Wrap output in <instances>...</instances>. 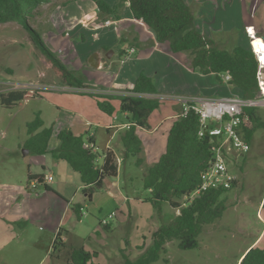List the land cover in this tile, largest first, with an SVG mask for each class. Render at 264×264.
<instances>
[{
    "label": "rangeland",
    "instance_id": "obj_1",
    "mask_svg": "<svg viewBox=\"0 0 264 264\" xmlns=\"http://www.w3.org/2000/svg\"><path fill=\"white\" fill-rule=\"evenodd\" d=\"M104 1L113 5L117 0ZM186 1L194 13L196 27L212 38L219 48L230 50L237 43H247L249 39L245 32L246 26H254L256 34L264 35V0ZM61 3V0H51L36 8L28 17V23L40 37L43 35L45 44L58 52H62L66 44L56 42L55 37L51 36L54 35L50 33L54 28L48 19L54 11L60 14L58 18H61L62 10L58 7ZM96 12L97 10L94 11ZM129 13L128 7H122L123 16ZM108 18L111 19L109 25L100 19H86L66 31L71 51H77L84 63L102 42L108 47L117 44L116 49H113L116 54L112 57L109 67L105 65L97 69L88 62L82 69L74 72L96 88L99 86L91 80L102 81L103 84L105 78L109 77L103 73L113 72L121 67L118 51L123 41L118 43V24L112 17ZM85 70L88 71L85 73ZM21 84L37 85L30 89L37 95L25 98L10 107H4L0 103V202L2 193L9 189L14 192V187L16 190L20 187L32 197L29 198L31 207L42 210L48 207L50 210L37 221L20 219L17 224L12 225L16 240L3 250L7 264H43L49 260V254H54L56 249L52 237L53 231L56 230L53 228V231H50L47 220L52 226L61 225L64 230L62 237H67V244L74 247L84 245L90 251H97L99 255L95 261L98 264H122L121 250L129 259H136L151 244V232L156 230L161 222L178 214L179 210L163 202L161 212L158 213L146 200L150 197V192L143 187L142 177L149 162L145 160L146 157H142L143 162L138 164L135 156L122 160L123 149L119 135L109 139L105 130L96 126L97 112L95 113L90 103L67 91L60 94L63 92L39 89L62 83L54 76L47 58L32 43L25 28L15 22L0 23V93L16 90L15 85ZM40 92L42 93L39 94ZM165 104L162 103L163 106ZM163 106L156 113L164 114ZM252 108L257 120L263 122L264 105ZM75 112L91 122L90 131H97V152L101 154L103 144L109 140L107 142L114 148L118 163L117 176L105 178L102 188L93 192L90 202L86 201L82 193L79 174L66 162L60 161L57 167L47 165V169L43 170L40 164L46 162L40 155L30 152L24 154L29 138L27 124L33 121L36 115L42 119L43 127H63L73 122L76 118ZM116 115L125 120L119 110ZM76 122L80 124L79 119ZM164 122V128L158 133L159 139L164 134L165 138L167 136L170 121L166 119ZM50 143L53 147L57 143L56 138ZM249 146V150L244 154L229 155V170L239 179L240 185L222 193L221 198L226 205L223 216L203 226L197 237L198 247L180 249L177 240H171L164 245L165 250L160 252L158 260L151 264H238L242 251L264 227V223L258 219L256 209L264 191V126L255 129ZM48 157L47 159H50ZM29 172H42L38 175L51 174L53 182H41L32 187L28 181ZM59 181L61 182L58 184ZM45 185L55 188L60 194L58 195L57 191L46 193ZM31 189L33 191H29ZM10 195H15L14 200L16 199L17 203L24 199L22 192ZM66 201L73 203L69 205ZM83 201L84 214L77 218L70 207ZM178 202L183 204L186 199ZM67 208H70L68 212ZM69 213L71 218L68 221ZM104 224L108 227L105 228ZM97 228L99 233L95 231ZM263 236L264 233L259 240ZM56 242L57 246L60 240ZM260 246L264 248V238ZM66 253L63 251L59 254L58 264L65 263L61 258H65Z\"/></svg>",
    "mask_w": 264,
    "mask_h": 264
},
{
    "label": "trees",
    "instance_id": "obj_2",
    "mask_svg": "<svg viewBox=\"0 0 264 264\" xmlns=\"http://www.w3.org/2000/svg\"><path fill=\"white\" fill-rule=\"evenodd\" d=\"M51 0H0V23L15 22L25 28L32 43L44 54L57 77L63 85L76 89L79 95L95 99L97 108L107 115L115 111L111 100H119V111L126 114L129 125L121 134L123 159L135 156L137 163H142L140 153L142 140L136 134L138 128H149L148 116L157 109L161 102L156 96L157 89L151 77L140 73L131 86L121 93L95 92V87L75 75L62 60L45 44L38 32L28 23V17L42 4ZM73 0H61L65 5ZM97 9L98 19L102 22L112 17L120 19V12L125 2L135 19L141 20L153 33L159 43L167 42L173 53L188 52L192 69L203 74H213L221 82L220 74L228 72L231 79L228 85L234 88L243 98L260 97L257 71L258 64L249 41L237 43L230 50L219 48L216 42L196 27L194 13L186 0H117L109 5L104 0H92ZM125 50H121L123 55ZM78 89V90H77ZM37 95L36 92L11 90L0 93V103L10 107L21 100ZM251 127H242L243 138L250 142L255 129L264 126L258 121L251 107L244 108ZM198 116L189 112L185 117L171 119L167 132L164 151L157 160L145 168L142 177L143 187L150 192L146 200L161 212L162 203L179 210L178 214L161 222L151 232V244L134 260L122 252V264H151L158 260L164 245L177 240L180 249L198 247V235L203 226L213 223L223 216L226 209L222 193L236 186L233 183L228 189H210L193 199L188 195L202 182V174L209 167L212 156L211 141L207 135L199 136ZM53 126L43 127V121L36 115L27 124L29 138L26 148L32 154L51 153L56 159L65 161L77 172L82 182V193L87 202L92 200L96 189H101L104 179L116 177L118 163L114 152L105 148L99 154L95 149L93 135L75 134L70 128H63L56 133L59 141L54 150L48 149V142L53 134ZM101 159V161H100ZM42 175H28V181L37 180L43 183ZM46 190H50L45 185ZM186 202L181 204V199ZM83 205H72V210L79 218ZM264 209V202L262 204ZM108 226H105L107 228ZM96 251H89L83 246L72 247L67 253V264H96ZM238 264H264V248L259 244L251 246L241 256Z\"/></svg>",
    "mask_w": 264,
    "mask_h": 264
},
{
    "label": "crops",
    "instance_id": "obj_3",
    "mask_svg": "<svg viewBox=\"0 0 264 264\" xmlns=\"http://www.w3.org/2000/svg\"><path fill=\"white\" fill-rule=\"evenodd\" d=\"M58 7H60L59 9L62 10V16L61 18L60 17L58 18L60 14L55 13V11L53 12L52 15H50L48 20L52 24L54 31L51 30L52 32L50 31L48 32L54 34L51 36L55 37L56 42L58 43L64 42L66 46L63 48L62 52L61 51L58 52L56 49H53L52 47L49 48L56 53V55L62 60V62L70 70H72L73 72L79 71V69H82L86 65V63H88V61L84 63L77 51L75 50L71 51V47L66 31L71 27H73L76 23L85 22L86 19L88 20L98 19L97 12L94 13V11L97 9L92 0H73L65 5L61 3ZM123 7H128V2H125ZM120 17H121L120 19L113 21L118 24V29H117L118 43L123 41V45L118 51V58L121 67L119 70L114 69L113 72L103 73L109 76L105 78L103 84L102 81L101 82H96L94 80L91 81L92 83L99 86L97 88L94 86L95 90L101 93L115 94V93L124 92V89L126 87L131 86L134 80L136 79V77L140 73H144L152 78L158 92L154 97L160 100L161 105L153 112H151V114L148 116L149 128H138L136 130V134L142 140V151L140 153V157H144V159L146 157L145 160L148 161L150 165L153 162H155L159 157V155L164 151L165 140H166V138L164 137L165 134L162 136L161 139L158 138L159 130L161 128H164L162 126L165 123L164 121L166 119H169V121H171V119L176 117V115L181 110V105L174 98L175 96L187 95V96H198V97H218V96L230 95L234 93L236 90H234V88H232L228 84L223 83L222 81L219 82L218 79L213 74H203L197 70L192 69L190 65V55L188 52H178V53L171 52L167 42H163V43L157 42L152 31L141 20L135 19L132 16L131 12L125 16H123L120 12ZM107 20L111 21V19H107ZM253 28L255 30L254 26ZM41 38L44 39L43 35H41ZM116 45L114 47L113 46L108 47L106 44L102 42V44H100L98 47L95 48L94 51L100 53L101 55V64H102L101 67H105V65L109 67L111 65V59L116 54V51L113 50L116 47ZM131 47L134 48V52L129 53L128 50ZM109 49L113 50L112 54H110V57H106V51L108 52ZM121 50H125L123 55L120 54ZM109 59L110 61H108ZM87 71L88 70H85L84 72L86 73ZM67 92L70 94L77 95L78 97H81L83 100H86L88 103L92 105V108H94L95 113L97 112L96 115L98 117V120L95 119L97 121L96 126L102 127L105 130L107 136L110 137L109 139L119 135L121 140V134L126 129L125 125H127L128 123L125 119L126 114L122 113V116L125 120H121L120 117L116 115V111L119 110L118 99L115 98L111 100L113 106L115 107V111L112 115H107L97 108L96 101L94 98L86 95H79L71 91H67ZM67 92H63L60 94H64ZM41 93L42 92H40L39 94ZM221 93L223 94L221 95ZM113 100H115L117 103L115 104L114 103L115 101ZM162 103H166V104L163 106ZM161 106H163L165 109L164 114L162 115H160V113H156L157 110L161 108ZM60 108L61 106H59V109ZM75 113L76 114L74 115H76V118L73 119V122L66 124L63 127L60 126L57 127L56 125H54L53 134L51 135L50 140L48 142V149L50 151L54 150L58 146L59 141L57 139L56 133L58 132V130L63 128H70L75 134H82L85 132L88 135H93L95 139V148L96 149L98 148L97 137H96L97 131H90L91 122L87 120L86 117L77 114V112ZM82 114L84 113L82 112ZM77 119H79L80 124L76 122ZM169 126H170V122H169ZM169 126L167 129H169ZM54 137L56 138L57 143L53 146L54 147L53 148L50 142ZM107 141L105 142V144H103L104 149L109 148L114 152V148L110 146V144ZM236 153L237 152L234 151L231 156H233ZM237 154H241V153H237ZM47 156H49L48 158L50 159H47ZM40 158H42L46 162L40 164L43 170L47 169V165L50 164L57 167L60 164L59 162L63 161L56 159L51 153L42 154L40 155ZM41 173L29 172L28 175H38ZM52 180L50 182L49 181H44V182L45 184L47 183L50 184L53 182ZM60 182L61 181H59L58 184ZM36 184L37 183H34L31 180L29 185L35 187L38 185ZM239 185L240 182L239 179L237 178L235 187ZM49 187L50 190H46L44 188V191L46 193L49 192L52 193L54 191H57L58 195L60 194V192L55 188L53 189L51 186ZM82 187L83 185L81 182V189ZM242 189H244V186L242 187ZM22 190L23 189H21L20 187L17 190L16 187H14L13 188L14 192H11V189H9L7 192L1 194L2 201L0 202V264H7L5 258L3 257V250L5 249L6 246L10 245L12 242L16 240L15 234L12 233L14 229L12 225L17 224L20 219L26 220L28 222L30 220H32V222L37 221L41 216L47 215L48 211L50 210L48 207L45 210H42L41 208L38 207H34V208L31 207L29 205L30 204L29 198L31 199L32 197H29V195L24 193V191ZM29 191H33V189ZM18 192H22V196H24V199H21L17 203L15 202L16 199L14 200L15 195L11 196L10 194L11 193L17 194ZM66 202H67L66 204L69 205L73 203L71 201H66ZM263 202H264V191L260 199L258 200L256 207L258 219L262 223H264V209L262 208ZM80 203L82 205L84 201ZM72 205L70 207L71 212L75 215V213L72 210ZM70 208H67V212L68 210H70ZM70 214L71 213H69L68 221L71 218ZM47 222L50 225L49 228L50 231H53V228H55L56 230V232L53 231L52 234V237H54L55 240L54 247H56V249L53 248L55 250L54 251L55 253L52 255L49 254V260H46L45 262L46 264H58L57 261L60 260L59 254H61L63 251L65 253L70 251V249L74 246L67 244V237H62V231L64 230L61 227V225L55 224L54 226H52L48 220ZM104 226H108V225L104 224ZM98 230L99 229L97 228V230L95 231ZM66 232H68V230H66ZM99 232L100 231H98V233ZM263 233H264V227L259 231V234L256 235L254 239L248 244V246L242 251V253L238 258V263L240 261L241 256L247 251V249H249L251 246H254L255 244L260 245L264 236L260 240L259 238L262 236ZM57 240H60V243L56 246L55 244L57 243L56 242ZM83 247L86 248L84 245ZM66 256L67 253L65 254V258H61V260L64 259L65 262L64 264H67ZM95 260L96 258H94V261Z\"/></svg>",
    "mask_w": 264,
    "mask_h": 264
},
{
    "label": "built area",
    "instance_id": "obj_4",
    "mask_svg": "<svg viewBox=\"0 0 264 264\" xmlns=\"http://www.w3.org/2000/svg\"><path fill=\"white\" fill-rule=\"evenodd\" d=\"M110 20H105L104 24L109 25ZM248 41L253 53L255 54L258 71L257 80L258 87L260 89V97L256 99L243 98L238 93H232L226 96L218 97H198V96H175L174 98L180 103L181 110L176 116L185 117L189 112H193L198 116L199 130L198 135H207L211 141L212 156L209 167L202 174V182L193 192H191L188 199L197 197L200 193L210 189H228L233 183H236V176L229 170V155L233 152L245 153L249 150V142L243 138L242 127H251L248 115L244 112V108L264 105V59L260 56V51L255 49L253 43L256 37L264 39L253 27L248 26L245 28ZM129 53L134 52V48L131 47ZM221 81L228 83L231 79L228 72L220 74ZM33 86L21 84L15 85L16 90L31 91ZM47 90L55 91H71L76 89L70 88L67 85H51L47 87ZM46 90V89H45ZM78 90V89H77ZM95 92H99L94 89ZM34 92V91H31ZM126 128L129 125H125ZM96 149V148H95ZM42 181H50V174H43ZM37 183V180H32ZM84 212L81 211V215Z\"/></svg>",
    "mask_w": 264,
    "mask_h": 264
},
{
    "label": "water",
    "instance_id": "obj_5",
    "mask_svg": "<svg viewBox=\"0 0 264 264\" xmlns=\"http://www.w3.org/2000/svg\"><path fill=\"white\" fill-rule=\"evenodd\" d=\"M264 38V36H262ZM110 54H112V50L108 51L106 53V57H110ZM88 62L91 66L95 67V68H100L102 66L101 64V55L98 52H94L91 57L88 59ZM29 150L25 149L24 150V154H28Z\"/></svg>",
    "mask_w": 264,
    "mask_h": 264
},
{
    "label": "bare ground",
    "instance_id": "obj_6",
    "mask_svg": "<svg viewBox=\"0 0 264 264\" xmlns=\"http://www.w3.org/2000/svg\"><path fill=\"white\" fill-rule=\"evenodd\" d=\"M253 45H254L255 49L260 51V56L262 59H264V39L256 37Z\"/></svg>",
    "mask_w": 264,
    "mask_h": 264
}]
</instances>
